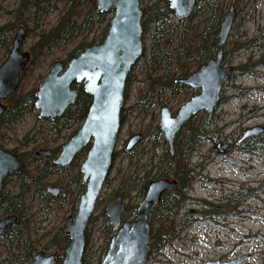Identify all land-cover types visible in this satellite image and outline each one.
Segmentation results:
<instances>
[{"label": "rangeland", "instance_id": "1", "mask_svg": "<svg viewBox=\"0 0 264 264\" xmlns=\"http://www.w3.org/2000/svg\"><path fill=\"white\" fill-rule=\"evenodd\" d=\"M18 1L0 0V26L10 25L12 29L8 32V36L13 35L19 25L14 13ZM66 1L57 0V10L45 16L36 33L55 24L59 12H62L67 5ZM149 1L139 0L140 5ZM234 7L235 20L224 46L228 51V62L225 64L233 67L246 64L252 72L237 74L234 79H228L223 84L220 103L208 118L206 132L212 131L210 140L200 142L188 157L189 166L194 168L198 175L187 189L182 190L186 200L181 209L176 216H169L164 222V228L161 229L162 231L168 229L174 238L162 246L159 241L163 233L161 231L157 237L151 239V253L146 264L227 263L241 257L243 260L237 264H264V116L252 114L255 104L264 102V90L258 87L264 86V67L256 64L257 62L264 64V0H241ZM175 22L176 19L173 17L167 24L173 26ZM27 26L30 27L31 23L27 22ZM36 33L26 34L22 46L24 51L35 40ZM151 33L152 31H149L143 38L147 58L150 54ZM92 36L98 38L100 28H93L89 38ZM239 42L242 45H239ZM73 45L74 43L68 45L67 49L69 50ZM64 53L56 51L53 57L61 60L64 58ZM5 57L6 54L0 50V64ZM49 60L50 56L41 63L33 76H30L28 86L36 81V74L44 76L48 73L51 68ZM144 73L145 67L138 61L132 69V81L127 90L125 108L132 107L137 100L138 90L146 87ZM233 83L249 86L251 89L248 95L246 97L236 95L239 90L229 89ZM194 92L176 97L164 95L161 98L162 105L168 106L174 115L179 107L199 90ZM229 94L234 95L235 99L229 101ZM243 102L247 104L244 109L241 107ZM161 106L152 105L147 116L136 110L123 111L115 147L119 154L102 186L93 216L101 212L104 199L116 190L118 184L128 174L130 158L129 153L124 150L126 141L135 133L151 132L153 124H158ZM35 114L20 118L10 130H6L2 147L12 149L17 144L16 140L34 127L39 129L36 133L37 142L51 140L53 133L46 123L41 125L35 122ZM203 114L205 113L201 112L196 116L200 117ZM80 125L81 123H73L69 128L64 129L61 133L62 138L57 143L63 142ZM255 127H261L263 132L240 140L245 130ZM153 138L150 136V139H143L136 144L131 161V168H134L135 172H141L142 167L146 166L147 159L153 158L154 162L157 161L158 155L167 149L162 133L158 137V143L151 142ZM38 149L48 148L40 146L36 148ZM82 160L78 161L79 165ZM148 168L149 166L145 169ZM154 173L155 171L152 172ZM56 177L57 175L50 177L46 187L62 185L53 184ZM210 179H216L217 182ZM7 188L14 190L15 187L10 183ZM66 199L67 197L60 201L57 197L56 202L46 205L43 198L35 194L28 200L30 236L40 242L38 250H43L46 255L53 253V250H44L41 244L48 240L57 227L65 224L69 215L74 217L76 213V210L73 213L68 212L70 205ZM141 199L142 196H137L136 191H133L124 200V204L136 205ZM3 216L0 211V218ZM105 222L109 225L107 218ZM87 230L86 264H98L104 257L105 240L108 235L104 231V221L96 219L87 226ZM251 250L255 253L248 256ZM11 251L8 242L0 240V264H14Z\"/></svg>", "mask_w": 264, "mask_h": 264}, {"label": "trees", "instance_id": "2", "mask_svg": "<svg viewBox=\"0 0 264 264\" xmlns=\"http://www.w3.org/2000/svg\"><path fill=\"white\" fill-rule=\"evenodd\" d=\"M240 1L196 0L194 10L190 16L182 20H176L173 26L167 24L168 20L174 17L167 0H150L141 5L142 39L149 31H152L150 54L147 58L145 55L146 49L143 46L142 55L138 60L145 67L146 87L138 90L137 100L133 106L125 108L124 102L128 87L132 81L133 66L125 83L120 125L123 111L136 110L147 116L152 105H162L161 98L164 95L176 97L189 92L195 93L194 90L178 82V79L186 78L200 65L216 55L219 50L217 44L219 23L227 8L229 6H237ZM66 2L67 5L64 6L62 12H59L55 24L36 33L35 31L38 30L45 16L49 12L57 10V0L18 1L14 13L19 25L15 31L19 27L23 29L24 38L21 47L24 44L27 33L36 34L35 40L27 49L30 53V58L20 73L18 88L4 102L6 110L0 115V147H2L6 130H10L12 125L20 118L36 113L34 109L35 91L45 75L36 74V81L31 86H28V84L30 76H33L41 63L50 56L49 67H51L54 61L59 59L53 57L54 52L61 51L62 53L65 52L64 58L61 60L66 64L70 58L77 56L85 48L100 43L107 32L108 23L113 13L112 10L102 13L97 12L96 0H67ZM27 22L31 23L30 27L27 26ZM93 28H100V36L98 38L95 36L89 38V33L93 31ZM11 29L10 25L0 26V50L5 54H7L13 38L12 34L8 36V32ZM72 43L74 45L68 50L67 46ZM238 44L242 45L240 42ZM227 54L228 51L223 48L224 63L228 62ZM256 64L264 67L263 63L257 62ZM245 66L246 64L235 66L228 79H234L237 74L252 72L249 66ZM72 87L77 89V97L74 104L69 106L64 114L53 120L38 118L37 113L35 114V122L41 125L46 123L54 135L53 138L48 141L43 140L42 143L37 142L36 133L39 132V129L34 127L32 130H28L20 139H17V144L10 149L18 154L21 170L18 174L7 175L2 181L0 211L4 215L15 214L16 221L14 224L0 229V240L8 242V245L11 246L14 264H27L38 251L40 242L33 240L29 232L28 200L37 194L43 198L46 205L57 201L55 197L48 195L46 191L47 180L57 175L53 184H62L59 186L65 188L67 193L66 202L70 205L68 211L70 213L76 210L79 197L85 190V186L81 182L78 161L84 159L89 145L77 154L69 166L57 167L53 164V159L59 154L62 144L77 129L67 136L63 142L57 143L62 138V131L69 128L73 123H81L91 102L90 95L83 91L81 84H73ZM207 126L208 118L205 114L200 117H193L176 135L174 154L171 156L168 148L163 150L162 154L158 155L157 161L154 162L153 158L147 159L146 166H143L139 173L138 171L135 172L134 168H131L132 154L136 145L129 151L124 149L129 153L130 158V165L127 167L128 174L118 184L116 190L104 199V206L101 212L96 216L92 215L89 219V224L95 222L96 219L104 221V231L108 234L105 240L104 254L112 235L109 225L105 222V211L114 197L119 196L124 201L133 191H136L137 196L143 197L151 180L157 178L175 179L178 184L176 192H164L159 203L149 209L148 220L151 239L157 237L158 233L162 231L164 222L169 216H176L186 200L182 190L187 189L197 175L194 168L189 166L188 157L198 147L200 142L210 140L212 131L206 132ZM139 134L141 135L140 141L150 139V136L151 138L155 136L151 142L158 143V137L161 132L158 126L153 124L151 132L142 131ZM40 146L48 148L50 152L48 158L35 154L36 148ZM28 147L30 148L28 149ZM118 154L119 152L115 150L111 168ZM147 166L149 168L145 169ZM153 171H155L154 174H152ZM10 183H13L14 190L7 188ZM59 198L60 201L65 199ZM136 206L137 204H125L122 219L132 222L135 219ZM62 228L63 226L57 227L50 234L48 240L41 244L42 249L53 250L52 254H54L56 260L55 264H61L65 248L69 242V238L63 233ZM162 232L159 241H161L160 243L163 246L169 243L174 236L168 229ZM84 238L82 264L87 263L85 257V247L88 238L87 228Z\"/></svg>", "mask_w": 264, "mask_h": 264}, {"label": "water", "instance_id": "3", "mask_svg": "<svg viewBox=\"0 0 264 264\" xmlns=\"http://www.w3.org/2000/svg\"><path fill=\"white\" fill-rule=\"evenodd\" d=\"M167 2L175 19L182 20L190 16L196 0H167ZM109 10L113 13L103 40L85 48L77 56L70 58L67 64L55 60L35 91L34 109L38 112V118L50 120L61 116L74 104L77 89L72 87L73 84H81L83 91L91 97L81 125L62 144L59 154L53 159L55 166L67 167L77 154L89 145L79 166L81 182L85 190L80 195L74 217L68 216L62 228L69 242L61 264H82L85 230L111 170L126 79L143 52L142 10L139 0H96L97 12ZM234 20V8L229 6L217 29L219 50L216 55L186 78L178 79L181 84L199 92L183 103L174 115L166 105L159 108L158 129L167 143L171 156L174 154L176 134L201 112L210 118L220 103L221 88L233 71V66L223 63V47ZM23 38V29L19 27L13 35L5 59L0 64V115L6 110L3 102L16 92L20 73L30 58V53L21 49ZM262 132L261 127L247 129L240 140ZM140 138L139 133L131 135L126 142L125 150H131ZM35 154L45 158L50 156L47 149H39ZM20 170L18 154L0 147V192L5 177L9 174H18ZM176 190L175 179L151 180L135 208V219L132 222L122 219L125 210L123 200L119 196L114 197L105 212L112 236L100 264H146L151 252L149 209L159 203L164 192ZM46 191L52 197H66V191L62 186H50ZM15 221V214L3 216L0 218V229L14 224ZM242 260L241 257L227 263L207 264H237ZM55 262L54 254L46 255L43 250H38L27 264H55Z\"/></svg>", "mask_w": 264, "mask_h": 264}, {"label": "bare ground", "instance_id": "4", "mask_svg": "<svg viewBox=\"0 0 264 264\" xmlns=\"http://www.w3.org/2000/svg\"><path fill=\"white\" fill-rule=\"evenodd\" d=\"M258 87H261L259 89L264 90V86H258ZM229 89L230 90H232V89L233 90H235V89L239 90V93H237L236 95H240L242 97H246L248 95L249 89H251V88L249 86L233 83V84L230 85ZM228 99H229V101H232V100L235 99V97H234V95L229 94L228 95ZM246 105L247 104L245 102L241 103V107L243 109L246 107ZM252 114L256 115V116H264V102L263 103H259V104H255V107L252 109ZM207 180H209V178ZM210 181L217 182L216 179H210ZM254 253H255V251L251 250V251L248 252V256H252ZM164 261L167 262L166 260H164ZM188 264H190V263H188Z\"/></svg>", "mask_w": 264, "mask_h": 264}, {"label": "flooded vegetation", "instance_id": "5", "mask_svg": "<svg viewBox=\"0 0 264 264\" xmlns=\"http://www.w3.org/2000/svg\"><path fill=\"white\" fill-rule=\"evenodd\" d=\"M3 104H4V102H3Z\"/></svg>", "mask_w": 264, "mask_h": 264}]
</instances>
